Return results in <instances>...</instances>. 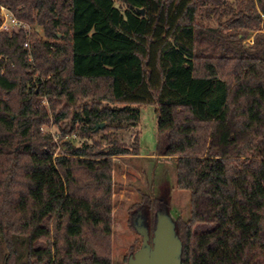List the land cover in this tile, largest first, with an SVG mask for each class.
Masks as SVG:
<instances>
[{"label":"trees","instance_id":"trees-1","mask_svg":"<svg viewBox=\"0 0 264 264\" xmlns=\"http://www.w3.org/2000/svg\"><path fill=\"white\" fill-rule=\"evenodd\" d=\"M0 6L44 37L0 32V264H112L113 158L139 155V134L125 144L113 130L146 105L156 155L177 159L176 187L190 194L189 219H176L182 264H264V0ZM79 99L96 108L70 114ZM70 115L56 154L42 128ZM164 206L135 209L153 230Z\"/></svg>","mask_w":264,"mask_h":264},{"label":"rangeland","instance_id":"rangeland-1","mask_svg":"<svg viewBox=\"0 0 264 264\" xmlns=\"http://www.w3.org/2000/svg\"><path fill=\"white\" fill-rule=\"evenodd\" d=\"M212 26L215 24H211ZM38 37L44 39L42 29L30 26ZM254 33H250L247 43H252ZM64 102V103H63ZM43 104L49 109L47 100ZM62 105H67L62 101ZM96 103L90 99H79L75 104L67 105L70 114H79L83 108H96ZM106 106L102 104V107ZM140 113L137 124L128 125L113 130L121 143L131 144L132 139L139 134V155L114 157L113 162V193H112V224H111V259L112 264H123L128 254L138 249L141 237L131 227L136 219V206L144 201L157 198L167 203L166 210L174 219L187 221L190 216V194L188 191L176 187L177 172L175 157H160L156 155L157 147V115L154 105L137 107ZM72 125L70 118L54 125L51 121L43 126L42 132L54 136L55 142L60 137V129L69 130ZM104 132H99L93 139L102 141ZM76 142L79 140L74 134L66 137ZM62 153L61 142H58L56 154ZM136 210V211H135ZM146 210L143 216H146ZM43 247V244H37Z\"/></svg>","mask_w":264,"mask_h":264},{"label":"water","instance_id":"water-1","mask_svg":"<svg viewBox=\"0 0 264 264\" xmlns=\"http://www.w3.org/2000/svg\"><path fill=\"white\" fill-rule=\"evenodd\" d=\"M103 128L104 124L101 123L96 130ZM163 203L165 206L154 214L153 230L150 227L149 210L144 209L146 216H143L144 210L136 212L133 229L141 237V245L128 254L123 264H182L183 243L178 234L177 220L167 212V203Z\"/></svg>","mask_w":264,"mask_h":264},{"label":"built area","instance_id":"built-area-1","mask_svg":"<svg viewBox=\"0 0 264 264\" xmlns=\"http://www.w3.org/2000/svg\"><path fill=\"white\" fill-rule=\"evenodd\" d=\"M0 17H1L0 32H5L9 36L12 35L14 30H17L20 28L27 30L29 33L31 32L29 25L18 20L14 16V14L11 13L4 6H0ZM24 46L29 48L28 43H25Z\"/></svg>","mask_w":264,"mask_h":264}]
</instances>
